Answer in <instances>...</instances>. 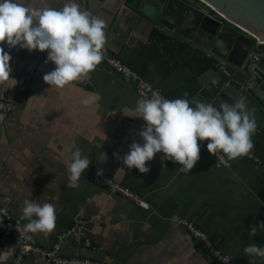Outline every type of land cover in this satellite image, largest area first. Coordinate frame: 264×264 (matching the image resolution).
Returning a JSON list of instances; mask_svg holds the SVG:
<instances>
[{
  "label": "crops",
  "instance_id": "0c3cea01",
  "mask_svg": "<svg viewBox=\"0 0 264 264\" xmlns=\"http://www.w3.org/2000/svg\"><path fill=\"white\" fill-rule=\"evenodd\" d=\"M125 0H77L106 24L105 48L124 65L158 89L166 99L192 101L199 80L210 70V59L181 40L148 41L129 20ZM31 7L60 9L66 0H24ZM242 35L248 36L241 32ZM240 55L251 46L243 40ZM8 80L0 82V100L16 104L10 114H0V207L15 218L22 215L25 199L56 209L55 229L34 234L41 247L51 249L70 227L72 218L101 216L79 235L62 240V257L89 258L109 264H218L202 250L178 220L186 219L205 231L223 253L248 264L244 248L264 246V130L257 126L254 149L218 165L207 147L189 174L181 165L155 154L146 162L148 173L128 169L114 154H128L130 145L143 144L138 132L142 118L134 117L141 98L103 61L81 80L63 88L50 86L43 76L55 69L48 51L9 49ZM93 98L85 106L82 101ZM73 144L91 163L79 187L67 188V162ZM199 144V140H198ZM71 149V151H70ZM98 170L127 186L149 204L141 208L122 196H112L93 181ZM25 224L27 221H23ZM257 226L254 237L249 236ZM90 240L91 246L84 245ZM18 242L0 234V264L13 262ZM24 264H51L32 256ZM257 264L264 260L257 259Z\"/></svg>",
  "mask_w": 264,
  "mask_h": 264
},
{
  "label": "clouds",
  "instance_id": "9594fccd",
  "mask_svg": "<svg viewBox=\"0 0 264 264\" xmlns=\"http://www.w3.org/2000/svg\"><path fill=\"white\" fill-rule=\"evenodd\" d=\"M105 21L89 11H82L77 0H66L63 7H31L24 0H0V44L7 43L9 49L17 46L29 52L48 51L47 61L55 69L43 76L51 87L63 88L81 80L102 62V49L106 43ZM11 56L0 47V82L10 77ZM93 98L82 101L85 106ZM211 102L187 98L169 100L154 94L153 98L137 101L134 117L142 118L144 126L138 132L143 144L130 145L128 154L118 160L128 169L136 168L148 173L146 162L155 154L163 153L162 160H171L181 165L176 171L189 174L200 159L199 141L209 140L207 150L217 157L223 153L228 160L248 155L254 149L252 137L257 130L254 113H250L244 98H233V103ZM67 162V188H78L79 180L91 161L82 156V150L73 144ZM220 158V157H217ZM103 175L102 170L97 176ZM21 221H27L24 231L43 233L45 236L55 229L56 209L51 203L41 204L30 199L23 201ZM264 231V222L258 226ZM257 226L249 232L254 237ZM18 230V226H17ZM19 231V230H18ZM248 264L264 260V246L255 243L244 248Z\"/></svg>",
  "mask_w": 264,
  "mask_h": 264
},
{
  "label": "water",
  "instance_id": "95a60500",
  "mask_svg": "<svg viewBox=\"0 0 264 264\" xmlns=\"http://www.w3.org/2000/svg\"><path fill=\"white\" fill-rule=\"evenodd\" d=\"M124 6L148 41L181 40L210 59L192 100L218 107L242 97L264 130V47L255 40L264 43V0H125ZM243 40L258 46L245 57Z\"/></svg>",
  "mask_w": 264,
  "mask_h": 264
},
{
  "label": "built area",
  "instance_id": "2783aa9c",
  "mask_svg": "<svg viewBox=\"0 0 264 264\" xmlns=\"http://www.w3.org/2000/svg\"><path fill=\"white\" fill-rule=\"evenodd\" d=\"M237 28L240 29L241 32L250 35L239 26H237ZM255 40L259 45L264 47V43L262 41L258 40L257 38H255ZM101 51L103 63L108 65V67L120 75L127 83L133 84L135 86L137 95L141 99L153 98L154 94L165 98L158 89L144 81L138 74L124 65L123 61L119 57L111 55L105 47ZM16 108L17 107L14 102L0 100V114H10ZM209 142V140L199 141L200 149L206 148ZM217 157L218 165H220V167H231V161L228 160L223 153H218ZM93 181L102 188L107 189L112 196H122L141 208L149 209V204L146 201H144L139 195H137L127 186L118 182L115 178L106 174L101 176H97L96 174L93 176ZM99 220H101V216L99 215L92 216L91 218H83L79 215L73 216L69 229L64 234L59 236L58 240L53 244L51 249H47L41 247L38 244L34 233H26L24 231L25 223L23 221H21L19 218H15L6 208L0 207V234L5 237H11L15 239L19 244V251L16 255V258L9 264H24L26 260L32 256L42 257L51 264H109L106 262L91 260L89 258L62 257L59 254L63 239L69 238L76 234L79 235L83 228L88 224ZM178 224L186 228V230L191 233L193 239L200 243L202 250L208 254L212 261L217 262L218 264H239L233 256L223 253L217 246H215L209 235L195 223L186 219H180L178 220ZM17 226L19 231L17 230ZM84 245L90 247V240L84 241Z\"/></svg>",
  "mask_w": 264,
  "mask_h": 264
},
{
  "label": "rangeland",
  "instance_id": "374dc122",
  "mask_svg": "<svg viewBox=\"0 0 264 264\" xmlns=\"http://www.w3.org/2000/svg\"><path fill=\"white\" fill-rule=\"evenodd\" d=\"M198 4H199L200 6H202L201 3H198Z\"/></svg>",
  "mask_w": 264,
  "mask_h": 264
}]
</instances>
